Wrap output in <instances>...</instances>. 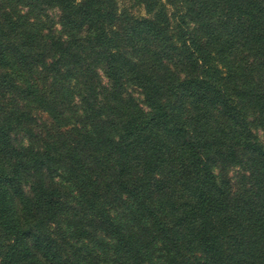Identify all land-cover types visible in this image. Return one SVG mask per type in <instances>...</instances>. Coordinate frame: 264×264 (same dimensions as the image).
<instances>
[{"label":"trees","instance_id":"obj_1","mask_svg":"<svg viewBox=\"0 0 264 264\" xmlns=\"http://www.w3.org/2000/svg\"><path fill=\"white\" fill-rule=\"evenodd\" d=\"M134 1L0 0V264H264V0Z\"/></svg>","mask_w":264,"mask_h":264},{"label":"rangeland","instance_id":"obj_2","mask_svg":"<svg viewBox=\"0 0 264 264\" xmlns=\"http://www.w3.org/2000/svg\"><path fill=\"white\" fill-rule=\"evenodd\" d=\"M122 3L127 10L138 12L139 8L135 5L134 0H123ZM135 95L137 96V93H135ZM231 174H233V172H231Z\"/></svg>","mask_w":264,"mask_h":264}]
</instances>
